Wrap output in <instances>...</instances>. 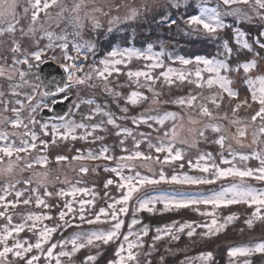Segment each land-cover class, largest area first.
<instances>
[{
  "label": "snow or ice",
  "instance_id": "6c2138e0",
  "mask_svg": "<svg viewBox=\"0 0 264 264\" xmlns=\"http://www.w3.org/2000/svg\"><path fill=\"white\" fill-rule=\"evenodd\" d=\"M31 7V20L35 23L38 19V15L41 11L45 13L47 10L57 3V0H29ZM249 4L251 6V0H217V4L214 7H205L203 4L200 7L199 14H191L185 21L186 24L197 32H202L210 38L219 40V33L228 28V25L224 23V16H235L242 20L251 21L252 16L247 15L239 7H233L237 4ZM223 5L225 8L231 9L230 11L221 12L220 7ZM179 7L178 4L173 5ZM77 8L79 5L76 6ZM19 2L18 0H0V18L11 16L12 22L8 23L6 28H0V35L4 33H15L16 25L20 23V16L18 13ZM253 12L260 20H264V0H254ZM25 15L28 14L29 8L23 9ZM135 10L132 12L130 17L126 19L135 18ZM171 23L175 24V20H171V17L161 19L160 23ZM78 22V21H77ZM119 23L118 18L110 21V24ZM235 23V21H234ZM95 27H99V24H95ZM32 29H30L31 31ZM23 33V29H21ZM233 35L235 44L242 48L251 51L253 44L248 42L245 38V33L239 28L233 29ZM51 41L52 34L48 33ZM233 37L230 36L228 40L223 41V53H218V56H223L221 59L216 57H195L194 60L186 59L184 57H168L173 63L179 61L183 66L181 69L173 67H167L164 70V53L153 52L152 45H148L146 49L140 50L136 48H125V49H113L109 52L103 60L99 62V66L91 68L86 67V61L88 60V53L94 52V45L90 43L73 44L72 47L76 51V55L72 56L69 54V45L66 42L58 45L64 50V63L59 65L62 69L60 73L59 82L56 83L55 90H48V83L40 77H37L38 83L32 86V94L26 95V99L31 102L36 95L41 97L35 105L29 104V117L27 120L22 117L21 112L25 107L23 101L19 98L15 100V104L19 107H12V117H5L0 121V125H10L12 128L20 129L24 131L20 134L19 143H17L15 133L0 130V162L5 157L11 158L15 155L17 160L22 159L21 153L26 155L32 151L46 152L49 147V141L42 139L37 135L36 126L39 124V128L43 136H51L52 144H55L58 140H83L85 142L97 143L103 139V137L96 136L97 130H103L105 121L100 123H91V121L97 116L106 117V123L113 125L119 129L116 135L122 136L124 139L120 140V144H125L126 140L131 137L134 143V151H129L127 148H122L121 151L127 153L120 157L109 154V148L102 146L98 152L89 150L87 153L81 149H76V155L72 156V160H105L115 161L116 167L105 168V171H111L115 174L113 178H109L105 182V189L115 184L117 190L120 192L119 198L109 197L108 192H105V197L112 200L106 207H100L99 211H96L95 198L96 193L94 188L89 189L87 187L78 186L81 182L77 181L75 184H71L67 189L61 188L56 193L45 191L43 196L35 188H31V181H25L26 188L15 191V199H9L8 197L15 190V185H5L0 191V218H4L7 223L0 227V264H41L43 260L45 264H62L63 257H71L81 249L86 247H99L100 245H109L111 243H117L119 246L116 248L114 258L109 259L108 264H139L137 259L138 253L135 251L137 248L144 247V237L149 234L148 225L137 229V225L140 221L136 219L137 213L140 211L153 212L158 203H163L164 210H170L171 208L181 209L193 207L195 211L199 212L200 205L205 207L211 206L213 211L220 208H229L231 205L246 204L249 208H254L252 216L256 218L264 219V188L254 187L247 183L248 179L255 180L260 183H264V150H254L251 154H238L234 152L231 147L227 149V155H225V137L220 135L218 139L214 141L215 144L219 145L221 151L218 157L213 158L212 153H204L197 158L195 164L192 161L188 162V166L199 169L202 173L200 176L188 175V174H173L171 177H167L163 170L160 171L158 178L155 176L142 175L139 171L135 170L134 161L137 159L149 160L152 159L150 155H146L140 151L142 143H147L149 151H155V162L161 164L163 169L164 164H171L176 161L183 159L182 150L175 147V134L165 142L162 138H157V142L153 143L151 134L140 133V136L144 137L143 141L136 140V133H134L132 127H121L116 123L118 119L128 120L127 113L128 107L121 108L120 110L125 113L124 117H117L109 111H105L103 107L97 105L96 108L92 109L87 115H84L81 122L77 123L74 119L69 117L74 116L80 110V103L73 102L69 105V110L64 115L57 114V123L49 124L47 121L40 124L35 118L37 108L43 106V108L53 110L57 104L65 103L72 99L71 92L74 86L83 84L86 80L95 79L103 81L105 85V92L109 95L116 97L117 99H125L126 103L131 105H137L140 102L147 99L139 89L141 87L147 88L149 91H153V95L157 96L158 93L154 92V87L161 81L168 86H172L179 82L180 84H195L197 88L203 89L205 85L211 89L214 85H218L221 89V94L213 95L211 97V103L220 108L224 99V94L227 98L235 100L239 97V92L231 87V81L228 76L224 73L232 71L230 67L233 47L230 46V40ZM254 44L259 46L260 50H264V32H259ZM13 47L11 52L12 56V69L14 74H18L21 78L25 76L23 71H20L19 65L27 64L29 68L33 65L30 62L29 56L25 55L23 59H20L17 53L20 52V45L13 41ZM51 46V45H50ZM44 54V50L32 52L31 57L37 62L36 67L44 64L45 61L41 60V56ZM83 56V59H81ZM133 59H144L150 61L145 67L147 70H136L132 71L129 67L126 75L129 80V85L135 84L137 90H134L128 94L127 97H123L122 93L115 91L114 88L108 87L111 83L113 76H123L122 66H129V62ZM241 66H237L239 70ZM255 67V61H250L242 65L243 71L248 73L250 69ZM160 68V74H155V69ZM187 69V70H186ZM205 73L207 78L205 79ZM12 73H9L6 67L0 66V77L6 76L9 80L12 79ZM141 78H143V84H141ZM248 90L251 95V102L258 104V110H254V114L251 116V121L255 123L257 120L260 121L259 136L254 142H264L260 138H264V77H257L256 79H248L246 81ZM258 85V86H257ZM13 87H19L18 85ZM13 96L19 97V93L12 91L10 93ZM57 95L60 97L58 100ZM44 98H51V105L45 102ZM201 99L200 95H193L189 93L187 96L179 97L174 103L180 107H191L195 108L197 102ZM88 104L94 103L92 100L86 101ZM252 103L247 99L237 103L232 109L235 114L240 108H252ZM12 104L11 100L5 99V93L0 91V106L4 111L9 110V105ZM200 112L203 116L213 119V114L210 111L207 103L199 105ZM175 113H165L163 116H153L147 113H141L139 116L131 118L130 123L135 127L146 125L149 129L153 128L154 123L163 125L165 121L175 118ZM211 128L213 132H219L220 128L218 125H212L211 123L205 125L200 130L199 136L207 139L205 133ZM78 130H82L78 134ZM159 131V129H156ZM167 135V133L165 134ZM238 136L244 138L246 131L244 129H238ZM163 155V160H161ZM227 156H231L228 159ZM237 158L241 162H246L250 159L259 161L260 166L256 168L252 167H240L237 166ZM68 156L58 155L56 162L61 163L67 161ZM217 160L219 163H217ZM36 164L47 165V155H40L35 162ZM11 161L6 171H11ZM28 167H32L29 164ZM184 165L181 164V168ZM128 169V175L124 174V170ZM81 174H87L89 168L87 166H81L79 168ZM118 177V180L116 179ZM229 177L239 178L238 182H233L229 186H222L220 190L210 191L208 193H197V194H180L174 195L168 194L163 196H154L152 193L161 191L156 186L161 183L176 184V185H212L217 180L227 179ZM26 193H31L27 199H23ZM91 193L90 199H85ZM83 194V195H79ZM33 195L35 196V204L47 211L41 213H29L27 216L21 218V222L13 223L15 210L17 205L23 203L29 205L32 203ZM53 197H58L63 200V204L56 205L50 204L49 200ZM71 197V199H68ZM134 201L135 205L130 202ZM195 206V207H194ZM53 208H58V220L53 226H49L44 221H51L57 219L50 215ZM134 209V210H133ZM131 211L132 220L127 222L123 217ZM200 215L207 217L209 213L200 212ZM103 218V219H102ZM79 220V224L75 221ZM237 219L235 214L229 215L225 218L224 224H218L217 219L213 215L211 225L207 222L204 224H197L194 221H187L179 225L176 228L177 223L174 221L171 225H164L161 228L156 229V235L152 237L153 244L149 245V248L155 247V242L163 240L165 236L170 237L173 240L180 238L178 233H182L187 230L189 237L193 236L198 227L207 229L206 232L202 233L205 236H211L217 234L223 230L227 224ZM111 224V228L107 230L95 229L90 231H80L73 233L70 237H66L62 240H56L52 242L55 237L54 234L57 232H63L69 228L76 227L80 228L82 225H94V224ZM251 226V220L246 221ZM127 224V232L124 233L121 229ZM21 233H31V236H24L22 239ZM121 236L123 239L121 240ZM131 238V239H130ZM35 239V243L32 240ZM71 245V250L67 251L68 245ZM126 246V247H125ZM57 248L60 251H55ZM264 252V242L258 243L254 248L238 247L229 248V256L246 255L251 252ZM37 254H33V253ZM11 257V259H9ZM200 258L204 260H211L212 253H200ZM96 256L89 255L84 258L83 264H96ZM163 260V257H161ZM148 264H151L149 261Z\"/></svg>",
  "mask_w": 264,
  "mask_h": 264
},
{
  "label": "rangeland",
  "instance_id": "374dc122",
  "mask_svg": "<svg viewBox=\"0 0 264 264\" xmlns=\"http://www.w3.org/2000/svg\"><path fill=\"white\" fill-rule=\"evenodd\" d=\"M18 2V13L20 16V23L16 25V32L14 34L4 33L0 35V52H2L5 56L3 59L1 58L0 66L6 67L8 72L13 74L11 80H9L6 76L0 77V91L5 93V99L12 101V104L8 106V111H4L2 106H0V121H2L5 117H12L11 108L14 106L19 107V105L15 104V100L17 98L21 99L25 105L21 112V115L23 118H25V120H27L30 113L29 104L31 103L32 105H35L36 102L41 99L39 95H36L33 101L31 102H29L25 98L26 95L32 94V86L38 83V67H36L37 62L31 57L30 54L32 52L43 49L44 54L41 56L42 61L46 58H49L56 64H62L64 63V50L58 45L64 43L65 39L69 45V54L72 56L76 55V51L72 47L73 44L83 45L87 42L94 45V52L88 53V60L86 61V67L94 68L99 66V62L103 60L105 56L110 52L108 50V45L109 42L112 40L111 38H108L112 35H114L119 42V46H113V49H139V46H127L126 38L130 35L131 38H134L135 36L136 38L141 39L144 38L146 35H149L148 38L150 43H148L143 49H146L148 45H152L153 52L162 51L164 53V70H166L167 67H173L176 69H181L183 67L182 65L177 64L178 61L173 63L172 60L168 59V57L170 56L174 59L175 55L171 50H169V42L166 43V37H169L170 39H182L186 43L194 42L198 45H202L204 43L205 45H210L212 47L216 46L220 49V52H222L221 47L223 45V41L228 40L229 38L227 37L232 36L233 38L230 40V44L232 43L231 46L239 50V52L237 53V51L233 49L232 56L236 55L237 58H235L234 61H232L230 64L232 71L224 73L228 76L229 80L231 81V87L235 90L241 84L247 85L246 81L248 79L264 77V50H260L258 47L257 50L260 51L258 54L257 52L253 51V49H255L254 45L251 51L247 49H242L235 44V39L233 35V29L239 28L242 32L245 33V38L248 39V42L250 44H253L252 41H254L257 37L255 32H257L259 26L262 25L261 32H264V20H260L257 16H255V13L252 10L254 7V0H251V6L249 4L244 3L233 6L241 8L244 13L249 16H252L253 19L251 21L242 20L235 16L223 17L224 23L228 25V28L219 33V40H216L215 38H210L202 32L193 31L185 22L187 18H183L184 14H199L200 7L202 4L205 7L216 6L217 0H57V3L51 6L46 13L44 11H41L39 13L38 19L35 23H33V21L31 20V7L29 0H18ZM32 2L34 3L35 0H32ZM49 3L51 4V0H49ZM176 4H178L179 7L173 6ZM77 5H79L78 8L76 7ZM191 5L196 8V12H194V9ZM25 7L29 8V12L27 15H25L23 12V9ZM134 10L136 12L135 18L126 19V17H130L132 15V12ZM230 10L231 9L225 8L223 5H221L220 7L221 12H226ZM167 17H171V20H175L176 23L173 24L171 23V21L167 23H160L161 19ZM11 18V16L0 18V28H6L8 23L7 21ZM117 18L119 20V23H116L114 25L110 24V21H113ZM97 23L99 24V27L94 26ZM21 29H23V33L21 32ZM30 29L32 30L30 31ZM48 33L52 34L51 41L49 39ZM248 36H250L251 38L249 39ZM13 41L20 45V52L16 55H18L20 59H23L25 55H28L31 64L33 65L32 68H29L27 64L18 66L20 71H23L25 73V76L23 78H21L18 74H14V70L11 67L13 56L11 49L14 46ZM163 41H165V43H163ZM135 42L138 41L136 40ZM102 46L105 47V50L102 49ZM248 52L251 56V60L248 59L250 56L246 55V53ZM81 59H83V56H81ZM253 60L255 61V67L250 69L248 73H245L243 71L242 65ZM149 63L151 62L144 59H133L129 62V67L132 71L147 70L145 66ZM238 65L241 66L239 70H237ZM122 68L124 72L125 69L128 68V66H122ZM154 71L155 74L158 76L160 74L161 69L156 68ZM206 78L207 74L205 73V79ZM161 81L163 82L162 79ZM141 84H143V78H141ZM16 85H18L19 87H13ZM135 86L136 85L134 83L129 85V80L126 75V72L123 76H113L111 78V83L108 85V87L114 88L115 91L122 93L123 97H127L130 92L137 90L134 88ZM190 88L191 89H189V87L185 88L187 92H179L175 90L171 91L170 93H167L163 90L162 87H158L156 85L154 87V92L158 93L159 95L154 96L153 91H149L147 88L141 87L139 91L144 96H146L147 99L137 105L131 106L130 103H126L125 99H117L116 97L106 93L104 90L105 85L103 81L97 80L95 79V77H93L91 80H86L85 83L73 87L71 93L73 94L74 100L71 102V104H73V102L78 101L79 97L81 96V93H83L85 101H88V99L90 98V100L94 101L95 103L93 105L85 106L86 109H82V111L80 109L79 112H77L78 115L75 114L74 116H71L69 118L74 119L77 123H79L81 122L82 117L84 115H87L92 109L96 108L97 105L103 107L105 111H109L117 117H124L125 113H123L120 109L128 107V120L118 119L116 121L117 124H119L122 128L132 127L134 133H136V140L140 141L144 139L143 136L139 135L140 133H150L153 143L157 142L158 137L164 139L165 142H167L174 133L175 147L182 150L183 159L187 153L193 151L192 155H190L192 156V158L188 159L189 161H192L193 164H195L197 158L204 153H212L213 158L218 157L221 148L219 145L215 144L214 141L218 139L220 135H223L226 138L224 144L225 155H227V149L229 148V146L234 152L245 155L251 154L254 150H264V142H254L259 136L260 127L259 120H257L255 123L251 121V116L254 114V110H258L255 105H252V108H249L248 113L245 114L249 117L243 116L244 113L242 112H239L238 114H234L232 112L231 114H228V116L223 115L214 117L215 115H213V119L209 120L208 117L203 116L200 112L199 105L203 103L201 101L197 103V106L195 108L180 107L178 104L174 103V101H176L179 97L187 96L189 93H194L195 95H197L199 92L202 96H205L203 99L206 103L207 101H209L210 103L211 97L215 95L213 87L209 89L207 86L201 89L197 88L196 85H193ZM13 90L19 93V97L10 94ZM239 90V97L246 95L245 92H243L241 89ZM44 99L45 102L48 104L51 101V98ZM171 102H173L175 106H169L168 103ZM208 107L210 109L211 105L208 104ZM38 109L39 108H37L36 110L35 118L39 121L40 124H42L47 120L42 119L39 116ZM134 110L138 111L133 112ZM141 113H147L153 116H163L165 113H175L176 115L174 119H169L165 121L163 125L154 123L152 129H149L146 125H141L139 127L131 125V118L134 116H139ZM101 117L100 115H97L91 122L100 123L102 120L105 121L104 124L108 128V132L116 140L118 139V141L120 142L121 139H124V137H118L116 135L119 129L115 128L113 125H108L106 123L107 118H103V116ZM47 122L49 124L57 123L51 121ZM209 123H211L212 125H218L220 131L213 132L211 128H209V130L205 133L207 139L201 138L199 136L200 130L203 129L205 125ZM157 128L159 129V131L156 130ZM238 129H244L246 131V136L244 138H240L238 136ZM0 130L15 133V139L17 143H19L20 134L24 131L22 128L15 129L12 128L10 125H0ZM35 130L38 136L42 135L43 137V134L41 133L39 128V124H37ZM80 131L82 130H78V134ZM166 133L167 135H165ZM209 134H211L212 136H210ZM260 139L264 141V138ZM64 143V146H61V148L51 146V150L48 154H51L52 158L51 160H49L48 158V163L46 166L34 163L40 155H44L40 151L34 150L28 155L21 153L20 155L22 159L20 160H17L15 155L13 156V158L5 157L3 161L0 162V189H3L5 185H15V190L8 197L9 199L14 200L15 191H19L27 187L24 183L25 181H31V188L37 189L41 196H43L45 187L47 188V191L56 193L61 188L67 189L71 184H75L77 181H80L81 183L78 186L87 187L89 189L94 188L96 193V211H99L100 207H106L108 203L112 202L111 199L105 197V192H108L109 197L116 196L115 198L118 199L120 196V192L117 190L116 185V190H114V185L109 186L108 189H105L104 187L105 182L109 178H112L111 175L114 174L106 173L105 168L107 167L110 169L116 167L115 161H105L102 159L95 161H79L71 159L72 156H75L77 154L76 149H81L85 153H87L89 150L98 152L99 149L105 145H101L100 143H95L91 145L90 142H85L83 140L73 141L71 139H69L68 141L64 140ZM201 144H204V148L200 147ZM134 150V148L129 149V151ZM61 151H65V153L60 154ZM142 152H144L146 155H150L153 158L149 160L137 159L136 161H134L133 163L135 165L136 171H139L142 175L155 176L156 178H158L161 170H163L164 173L167 174L168 171L165 172L164 169L165 166H168L167 164H164L162 169L161 164L155 162V156H152L153 152H151V154L149 153L150 151ZM126 154L127 153L123 152L118 156L113 154L111 155L120 157ZM58 155L68 156L69 159L67 161L57 163L56 157ZM227 158L231 159L232 157L227 156ZM183 159L181 161H177L179 166L174 169V174H178V168L181 166V164L184 163ZM9 161H11L12 164L11 171L3 170L8 168ZM217 163H219L218 160ZM29 164H32V167H28ZM236 164L240 167L247 166L256 168L260 166L259 161L255 159H250L246 162H241L237 158ZM81 166H87L89 168V172L87 174H81L79 172V168ZM100 168L104 169L105 172L103 170L101 171ZM193 169L192 171L190 169L191 172L179 173L194 176H200L202 174L199 169ZM168 173L171 174V176L173 175L171 172ZM124 174H130L128 169L124 170ZM238 181L239 178L229 177L227 179L217 180L215 184L208 186H189L163 183L161 185H157V188L161 191L154 192L152 193V195L163 196L168 194L174 195L176 193H208L213 190L218 191L222 186H229L233 182ZM247 183L251 184L254 187L264 188V183H260L252 179H248ZM0 194H3V192L0 191ZM29 195H31V193H26L23 199H27ZM84 198L90 199L91 193H89L87 196H84ZM68 199H71V197H68ZM51 200H53L54 202L50 203ZM105 202L107 203L105 204ZM49 203L62 206L63 200L58 197H53L49 200ZM130 203H132L134 207H138V205H135L134 201ZM20 204L17 205L15 210H12L18 216L20 215L19 208H22L20 207ZM243 205L244 204L232 206L229 211L233 212L236 210L238 212L244 213L245 208ZM28 206L29 208L27 211L29 212H26L23 216L20 217V219L24 216H27L29 213H41L45 211L43 208L35 204L34 195L32 203ZM123 218L127 222H130L133 218L131 211L127 214L126 217ZM20 219L18 220V222H20ZM136 219L140 221L138 218ZM169 219V216H165V218H163L161 221L164 223L165 220ZM253 220V222L251 221L252 225H254L255 223L261 224L262 222L258 221L256 217L253 218ZM233 221L226 225L231 228L230 231L222 236L223 240H226V238H229L230 236L239 237L242 239L240 242L232 245V248H254L256 244L264 242V239L260 237V235H256L250 238L245 236L246 230L247 228H249L247 227L249 226L248 224L245 225L244 228L242 227L243 229H241L233 226ZM44 223L48 224L49 226H53L55 224L53 222L48 223L46 221H44ZM75 223L79 224L80 222L77 219ZM217 223L224 224L225 219L221 221L217 219ZM143 226L144 225L138 224L136 227L137 229H139ZM109 228H111V224L109 223L94 224L91 226L84 224L80 228L72 227L63 231L62 233H55V239L52 242L54 243L56 242V240L65 239L67 236L70 237L75 232L90 231L95 229L107 230ZM176 228H179V226H177ZM156 229L157 228L155 227L153 232L150 229L149 234L144 237V247L135 249V251L138 253L137 259L139 261V264H148L149 261L151 262V264H209L210 260L201 259L200 254L192 253V251H194V249L192 248L198 247L197 245H200L201 243H208L206 237H198L193 239L190 238L187 234H185L188 236V239L186 240V243H188L187 246L185 244L182 245L183 243L179 242L180 238L178 240H173L170 237L165 236L163 240L155 242V247L149 248V245L153 244L152 237L157 234ZM121 231L124 233L127 232V224H125ZM256 231L260 232L259 229H257ZM65 232H67V234H65ZM29 234L31 233H21L20 238L22 239L24 236H28ZM178 234L179 236H181V233ZM120 239L122 240L123 237L121 236ZM32 242L35 243V239H33ZM118 246L119 245L117 243H111L109 244V246L102 248V250H88L90 247H86L84 249L87 251L86 254H88V256H96V264H108L109 259L114 258V251ZM190 247H192V250L188 252ZM60 250L61 249L57 248L55 251L58 252ZM65 250L70 251L71 245L69 244L68 248ZM82 251L83 249H81L79 252L75 253L71 257H63L62 264H83L85 257H83L80 261L77 260L78 257L83 256ZM90 251H92L93 254L89 253ZM33 254L37 253L34 252ZM252 254H256V252L253 251L246 255L230 256V258L232 259L233 263L236 262L237 264H250L249 256ZM181 256H183L182 262L179 261ZM161 257H163V260H161ZM9 259H11V257ZM41 264H45V262L42 260Z\"/></svg>",
  "mask_w": 264,
  "mask_h": 264
},
{
  "label": "trees",
  "instance_id": "16d2710c",
  "mask_svg": "<svg viewBox=\"0 0 264 264\" xmlns=\"http://www.w3.org/2000/svg\"><path fill=\"white\" fill-rule=\"evenodd\" d=\"M193 9H194V12L197 11L195 7H193ZM187 16H189V15L188 14H186V15L184 14L183 18H187ZM261 30H262V25L259 26L257 32H255L256 35H258V33L261 32ZM249 33H251V32H249ZM148 36L149 35H146L144 38L140 39V38H136L135 36H134V38H131V36L129 35V37L126 38L127 39L126 40V45L127 46H135V47L139 46L140 47L139 49H143L144 47H146V45L148 43H150ZM110 38H111L112 41L109 42L108 50L111 52V50L113 49V46L114 47L115 46H119V42H118V39H116L114 35H112L108 39H110ZM227 38H229V37H227ZM248 38L250 39L251 37L248 36ZM136 40L138 42H135ZM167 42H169L168 43L169 48H170L169 50H171L174 53V55H175L174 57H181L182 56V57H184L186 59H191V60H194L195 57H197V56L207 57V58L216 57L217 59L218 58L219 59L223 58V56H218V53H223V47H221V51L222 52H220V49L217 48L216 46L212 47L210 45H205L204 43L202 45H198L197 43H194V42L186 43L182 39H172V38L170 39L169 37H166V43ZM163 43H165V41H163ZM252 43H253V45L255 47V49H253V51H255V52H257L259 54L260 51L257 50L259 46L255 45L254 41H252ZM231 44H230V46H231ZM124 47H121V48H124ZM102 49L105 50V47L102 46ZM233 49H235V48L233 47ZM235 51H237V53L239 52V50H237V49H235ZM246 55H249V52L246 53ZM235 58H237L236 55L235 56H231L230 57L231 62L234 61ZM248 59L251 60V56ZM177 64L181 65L179 63V61H178ZM130 66H131V64H130ZM128 70H129V66H128V68L125 69L124 73L125 72L127 73ZM193 85H195V84H187V83L180 84L179 82H177L176 84H174L172 86H168L167 84H165L162 81H160L157 84L158 87L159 86L162 87L163 90L166 91L167 93H170L171 91H175V90L179 91V92H182V91L187 92L185 90V88L189 87V89H191L190 87L193 86ZM204 87H207V85H205ZM134 88L137 89L136 86ZM239 89H241L243 92H245L246 95H243L242 97H238V99L232 100V99L227 98L226 94H224V99L222 101V104H221L220 108H216L215 105H213L211 102L209 103V101H207V104L211 105L210 111L212 112L213 115H215L214 117L223 116V115L228 116V114H231L233 112L232 109L235 107V105L237 103H240L241 101H243L245 99H247L250 103H252L251 102V95H250V92L248 90L247 85L246 84H241L235 90L240 92ZM213 90H214L215 95L221 94V89L219 88L218 85H214L213 86ZM197 95L201 96V99L197 103H199L200 101L203 102V103H206L205 100L203 99L205 96H202L199 92H198ZM88 100H90V98ZM77 102H79L80 105H81L80 106L81 111H82V109H86L85 106L93 105L95 103V102L92 103V104L86 103V101L84 100V97H83V93H81V96L79 97ZM168 105L169 106L170 105L175 106V104L173 102L168 103ZM252 105H255V107L258 108V104L252 103ZM134 107H137V106H134ZM135 111H138V110H134L133 112H135ZM248 111H249V108L242 107L236 113L238 114L239 112H242V113H244L243 116L249 117L248 115H245V114L248 113ZM76 115H78V113H76ZM104 126H105V124H104ZM104 126H103V130H97L98 132H96L95 135L103 137V139L101 141L97 142V143H100L101 145H105V146L107 145V147L109 148V154H113V155L118 156L119 154L123 153L121 151L122 148H127L128 150L134 148L133 146H134L135 141L131 137H129L126 140L125 144L121 145L120 142L118 141V139L116 140L108 132V128L106 126L105 127ZM142 126H144V125H142ZM209 135L212 136L211 134H209ZM40 137L42 139H45V140L49 141V147H48L47 151L43 153L44 155H48L49 160H51V158H52L51 157L52 155L48 154L49 151L51 150V146H56L58 148H61V146H64V144H65L64 140H58L55 144H52L51 143V141H52V137L51 136H43L42 137V135H40ZM143 140L144 139H142V141ZM90 144L92 145V144H95V143L90 142ZM200 147L204 148V144H201ZM139 150L148 152L149 151L148 144L147 143H142V145H141ZM151 152H153L152 156H155L154 155V154H156V153H154L155 151L152 150ZM151 152H149V153L151 154ZM63 153H65V151H61L60 152V154H63ZM192 153H193V151H190L189 153H187L185 155V157L183 159L184 160V163H183L184 167L181 168V166H180L178 168L179 172H186L187 173V172H191L192 171L193 168L188 166V162H189L188 159L192 158V156H190V155H192ZM160 158H161V160H163V155ZM167 165L168 166H165V168H164L165 172L168 171V172H171L172 174H174V169L179 166L177 161L174 162V163H171V164H167ZM190 169H191V171H190ZM100 170L104 171V169H102V168H100ZM193 170H195V169H193ZM168 172L165 175L167 177H170L171 174H169ZM179 172H178V174H180ZM106 173L111 174L112 172L106 171ZM114 176H115L114 174L111 175L112 178ZM116 179L118 180V177ZM161 184H163V183H161ZM113 185H114V190H116L115 184H113ZM156 187H158V186H156ZM52 202H54V201L51 200L50 203H52ZM106 203L107 202H105V204ZM20 205H21L20 207H22V208H19L20 215L18 216L16 214L14 216V219H13V222H15V223H19L18 220L20 219V217L23 216L26 212H29V211H27L28 208H29L28 205H24L23 203H21ZM232 206H236V205H231V206H229V208H220V209H216L215 211H213L211 206L205 207L203 205H200V206H198L199 207V212H197V211L194 210L193 207L181 208V209H176V208L173 207L170 210H164L163 203H158L156 205V207H155V210L153 212H148L146 210L145 211H140L139 213H137L136 218H138L140 220V222H141L140 224L141 225H148L149 229H151L152 232L154 231L155 227L156 228H161L164 225H171L174 221L179 222V223H177L176 227L179 226L180 224H183V223L187 222V221H194L197 224H201V225L204 224L205 222H207L209 225H211L210 221L213 219V215L215 216L216 219L221 221V220H224L228 215L235 214L237 216V219H235L233 221L232 225L237 227V228H241V229H243L245 227V225H247V223H246L247 220H251L252 222L254 221L253 218H255V217L252 216V212L254 211V208H249L248 205L244 204L243 206L245 208L244 209L245 212L242 213V212H238L236 210L233 211V212L229 211V209H231ZM58 210H59L58 208H53L51 213H50L51 216L56 217L57 219H54V220H51V221H46V222H48V223L49 222L50 223L51 222L56 223L57 220H58ZM45 211H47V210H45ZM200 212H207V213H209V215L207 217H205L203 215H200ZM165 216H169L170 219L169 220H165V222L163 223L161 220L163 218H165ZM257 219H258V221H262L261 224L260 223H255L254 225H252V223H251L252 226H247L249 228H247L245 236L250 238V237H254L256 235H260V237H262L264 239V219H260V218H257ZM20 222H21V219H20ZM5 223H7V221L4 218H0V227H2ZM230 229L231 228L229 226H226L225 228H223V230L219 231L215 235L205 236V235H202V233L206 232L207 229L202 228V227H198L196 229V232L194 233V235L191 236L190 238L195 239V238H198V237H202V238L206 237L208 243L207 244L201 243L200 245H197L198 247H195V248L190 247L188 252L190 250H192V249H194V251H192L193 254L211 252L212 253V258H211L209 264H237L236 262H234V263L232 262V259L229 256V248H232L231 247L232 245H234L235 243L240 242L242 239L239 238V237L230 236L229 238H226V240H223L222 236L224 234H226L227 232H229ZM257 229H259L260 232H257L256 231ZM65 234H67V232H65ZM185 234H187V230L181 233L179 242L183 243L182 245L185 244V245L188 246V243H186V240L188 239V236L185 235ZM28 236H31V234H29ZM107 246H109V245H101V247L99 246L98 248L90 246V248L88 250H90V249L92 251L93 250H95V251L96 250H102V248L107 247ZM216 250H218V251H216ZM92 251H90L89 253L93 254ZM82 252H83V256L77 258V260H79V261L82 260L83 257L88 256V254H86L87 251L85 249H83ZM182 260H183V256L180 257L179 261L182 262ZM249 261H250V264H257V263L264 264V252H256V254L250 255L249 256Z\"/></svg>",
  "mask_w": 264,
  "mask_h": 264
},
{
  "label": "water",
  "instance_id": "95a60500",
  "mask_svg": "<svg viewBox=\"0 0 264 264\" xmlns=\"http://www.w3.org/2000/svg\"><path fill=\"white\" fill-rule=\"evenodd\" d=\"M43 61H45V63L40 65L38 69V76L48 83V90L54 91L56 83L59 82V77H60V73L62 72V69L59 68L60 64L54 63L51 59L46 58V60ZM71 96H72L71 100L65 103L57 104L56 106H54L53 110L51 111L49 109L40 107L39 116L45 120L56 121L55 118L57 114L64 115L66 112H68L69 105L71 104V101L74 98L72 94ZM49 106L52 107L51 104Z\"/></svg>",
  "mask_w": 264,
  "mask_h": 264
},
{
  "label": "flooded vegetation",
  "instance_id": "af4514ba",
  "mask_svg": "<svg viewBox=\"0 0 264 264\" xmlns=\"http://www.w3.org/2000/svg\"><path fill=\"white\" fill-rule=\"evenodd\" d=\"M7 21V20H6ZM8 23L12 22V18L10 20L7 21ZM8 23H7V26H8ZM2 51V50H1ZM5 56L3 55L2 52H0V61H1V58L3 59ZM57 99H59V96L57 95L56 97ZM51 103V101L49 102V104ZM50 121V120H49ZM51 122H55V121H51ZM13 158V157H12Z\"/></svg>",
  "mask_w": 264,
  "mask_h": 264
}]
</instances>
